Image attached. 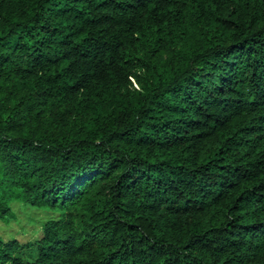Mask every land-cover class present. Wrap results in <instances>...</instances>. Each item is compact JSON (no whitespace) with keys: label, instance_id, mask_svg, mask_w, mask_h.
<instances>
[{"label":"trees","instance_id":"1","mask_svg":"<svg viewBox=\"0 0 264 264\" xmlns=\"http://www.w3.org/2000/svg\"><path fill=\"white\" fill-rule=\"evenodd\" d=\"M15 207L0 264H264V0H0Z\"/></svg>","mask_w":264,"mask_h":264},{"label":"rangeland","instance_id":"2","mask_svg":"<svg viewBox=\"0 0 264 264\" xmlns=\"http://www.w3.org/2000/svg\"><path fill=\"white\" fill-rule=\"evenodd\" d=\"M19 207L18 205H16ZM16 208V218L17 221L11 222L9 225L2 224L0 227V235L1 236H8L9 231H16V236L20 240H28L34 236H37L40 232V222L41 220H46L47 215L45 213L39 212V211H33V213H36V221H33L25 215L22 211L18 210Z\"/></svg>","mask_w":264,"mask_h":264}]
</instances>
